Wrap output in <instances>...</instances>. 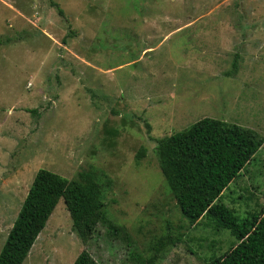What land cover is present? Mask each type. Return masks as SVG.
Wrapping results in <instances>:
<instances>
[{"label":"rangeland","instance_id":"374dc122","mask_svg":"<svg viewBox=\"0 0 264 264\" xmlns=\"http://www.w3.org/2000/svg\"><path fill=\"white\" fill-rule=\"evenodd\" d=\"M203 118L264 138V0H0V251L44 169L68 182L91 172L121 237L98 225L82 242L60 200L23 264L223 254L234 238L205 217L187 223L155 151ZM222 202L240 218L260 210L264 144ZM166 235L176 244L154 257Z\"/></svg>","mask_w":264,"mask_h":264},{"label":"trees","instance_id":"16d2710c","mask_svg":"<svg viewBox=\"0 0 264 264\" xmlns=\"http://www.w3.org/2000/svg\"><path fill=\"white\" fill-rule=\"evenodd\" d=\"M58 12L62 14L60 9ZM263 144L264 138L254 131L211 118L156 140L159 170L183 218L193 226L205 217L218 230L228 231L236 242L206 264H264V204L258 212L240 218L222 202L223 192ZM144 154L141 149L137 160ZM60 200L69 213L72 230L82 242L93 237L98 225L106 226L113 237H121L122 228L105 216L100 185L91 172L68 182L41 169L1 248L0 264H23ZM175 244L171 236H162L154 257ZM72 264L98 263L82 251Z\"/></svg>","mask_w":264,"mask_h":264},{"label":"crops","instance_id":"0c3cea01","mask_svg":"<svg viewBox=\"0 0 264 264\" xmlns=\"http://www.w3.org/2000/svg\"><path fill=\"white\" fill-rule=\"evenodd\" d=\"M182 27H186V26H182Z\"/></svg>","mask_w":264,"mask_h":264}]
</instances>
